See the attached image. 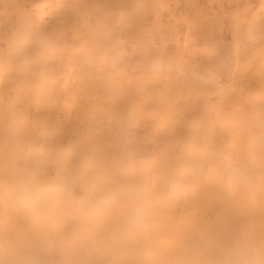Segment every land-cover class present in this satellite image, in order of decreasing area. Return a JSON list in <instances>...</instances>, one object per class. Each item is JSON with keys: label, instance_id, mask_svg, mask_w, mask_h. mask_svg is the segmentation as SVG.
Returning a JSON list of instances; mask_svg holds the SVG:
<instances>
[{"label": "bare ground", "instance_id": "1", "mask_svg": "<svg viewBox=\"0 0 264 264\" xmlns=\"http://www.w3.org/2000/svg\"><path fill=\"white\" fill-rule=\"evenodd\" d=\"M0 264H264V0H0Z\"/></svg>", "mask_w": 264, "mask_h": 264}, {"label": "clouds", "instance_id": "2", "mask_svg": "<svg viewBox=\"0 0 264 264\" xmlns=\"http://www.w3.org/2000/svg\"><path fill=\"white\" fill-rule=\"evenodd\" d=\"M20 200L27 201V214L36 222L55 223L63 218L68 211L56 190H46L35 194L21 193ZM84 221L93 219L103 211L100 204L83 202L72 209Z\"/></svg>", "mask_w": 264, "mask_h": 264}, {"label": "rangeland", "instance_id": "3", "mask_svg": "<svg viewBox=\"0 0 264 264\" xmlns=\"http://www.w3.org/2000/svg\"><path fill=\"white\" fill-rule=\"evenodd\" d=\"M33 49H35V48H33Z\"/></svg>", "mask_w": 264, "mask_h": 264}]
</instances>
